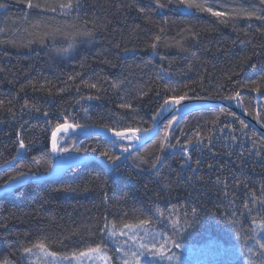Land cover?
Segmentation results:
<instances>
[{
    "label": "trees",
    "instance_id": "1",
    "mask_svg": "<svg viewBox=\"0 0 264 264\" xmlns=\"http://www.w3.org/2000/svg\"><path fill=\"white\" fill-rule=\"evenodd\" d=\"M232 2L241 3L242 0H232ZM0 3L7 5L6 11L0 9V29H4L0 32V39L16 42V46L10 43L0 44V69H3L0 71V99L13 97L18 99V103L13 107L15 118L7 112H0V187L5 186L18 171H29V175L34 176L48 175L51 172V130L58 120L62 122L60 115L62 111L67 110V113L74 117L71 122L98 128L104 124L111 126L109 113L118 111L116 105L119 100L111 91L101 100H82L77 104L76 100L81 95L94 94V90L89 92L87 89H82L80 93L73 90L49 96L40 90L33 91L31 87H25L21 92V87L28 85L29 81L52 87L55 92L59 88L78 85L84 80H95L99 76L113 79L128 77L133 83L139 84L162 85L170 82L178 90L186 92L191 99L222 100L217 96L218 91L223 95H229L228 89L233 87L236 81H250L264 75V63H262L264 53L254 57L248 64H241V58L245 54L250 55L251 49L240 46L237 32L232 27L218 24L214 17L206 13L179 6L176 0L164 9L156 7L154 0H84L83 8L79 13L81 17L99 16L103 19L107 16L113 23L109 32L98 33L93 39L79 38L75 48L67 55L56 52L57 48L67 47L68 42L62 37L58 36L55 43L51 39L44 43L39 42L41 30L32 28L21 19L27 13L26 5L22 0H0ZM124 3L133 4V8L124 9L116 14L117 9L110 6ZM208 3L223 5L225 0H208ZM101 5L103 8L100 7ZM139 7L145 8L153 24H149L144 14L137 11ZM53 15L32 10L30 19L32 23L47 21L53 25H63L65 19L69 23L73 22L71 18H63L59 15L53 20ZM251 23L253 25L251 29H247L245 21L238 22L237 28L256 33L254 43H258L262 38L257 33V28L262 22L253 20ZM133 25H140L144 31L133 34L131 31ZM156 25L164 27L168 37H176L178 32L188 27L201 31L202 37L194 40L185 33L184 47L189 51L171 46L158 47L154 52L147 47V43L150 42L151 35L158 31ZM112 27L124 31L122 34L111 33ZM25 28L28 31H25ZM206 29L210 31H205ZM32 40L36 42L29 43ZM116 43H120V49L115 47ZM124 47L135 50L124 52L122 51ZM257 51L259 52L260 49L257 48ZM162 57L164 59H161ZM103 60L111 61V64L103 63ZM253 64L256 66L252 67ZM161 66L168 71L162 72ZM233 72L238 75L232 77V82L227 81L225 77ZM76 73L80 75L75 81L68 80L69 75ZM158 74L163 79L157 80ZM200 81L203 82V87L198 83ZM218 82L223 83L224 88L218 89ZM185 85L189 87L185 88ZM254 95L255 93L242 92L244 104L258 106L264 119V101H253ZM25 100L37 105L41 108V112H29L25 109L21 113L20 105ZM160 103L162 101L158 97H146L145 102L139 106L143 122L138 119L136 125L151 128L153 114L158 110ZM83 108H87L88 112L85 113ZM221 110L234 113L226 108H214L194 111L182 117L176 115L177 120L172 129L173 143L175 139H179L181 143L186 142L181 130L187 133V138H192L197 128L206 130L212 127L206 122L219 115ZM44 111L48 112V117L42 115ZM221 120L232 127H240L241 119L236 114L235 117L221 116ZM164 126L152 143L137 152L143 153L146 148L151 149L163 135ZM246 131L248 136L254 135L258 140L261 137L250 127ZM17 133L21 134L28 145L26 154L20 153L22 149H19L16 143ZM228 133L229 129H225L223 134L216 132L214 151L217 155L213 156L207 149L204 150L203 155L193 153L194 159L197 157L201 159L197 175L203 176V183L194 182L191 186L184 183L183 177L191 175L187 169H184L180 178L184 186L172 195L170 201L158 200L155 192L158 190V181L161 177L176 179L175 173L182 160L179 149H170L165 153L159 175L147 165L137 168V162L134 160L136 152L118 170L108 172L99 164L89 163L67 170L57 180L42 184L31 183L13 194L0 198V222L7 223V228H0V258L15 252L21 244H26L41 234H47L51 240L58 241L79 226L94 222L101 215L106 214V209L111 213L110 219L131 209H140L147 217H151L154 204H159L162 208L165 205L167 208L173 205L178 207V215L183 226L179 238L184 245L192 240L197 242L206 236H211L214 240H223L225 243V240L232 239L234 236L232 234L237 231H241L242 234V229L246 230L250 225L247 222L243 225L239 223L233 225L229 222L225 212H230L232 209L228 207V199L219 192V186L215 185V178L217 175H222L231 181L230 169H236L235 175L240 176L237 157L241 152H245L246 155V150L251 149V142L240 136L239 132L235 133L240 136L239 141H228L224 139ZM60 143L62 149L95 155L106 163L109 162L99 155V151H91V149L103 147L114 155H121L118 147H114L111 141L100 136H64ZM109 145L112 147L110 148ZM85 149L89 151H84ZM32 157L37 158L39 165L32 162ZM209 163L214 165L213 169L207 168ZM21 165L24 167L21 168ZM2 168L5 169L1 170ZM243 172L245 176L242 178L250 179L258 186L259 182L264 180V162L249 157ZM101 182H104L103 189L99 187ZM64 187L78 190L54 191ZM85 188L87 191L84 190ZM234 191L237 196L243 197L242 188ZM105 192L107 200H105ZM193 207L197 208L199 219L184 231L183 229L187 227L184 223L185 219L191 221L196 218L191 216L185 218L183 212H190ZM239 240L243 239L239 237ZM77 242L78 238L73 237L71 241L64 240L63 244L54 243L52 249L64 251L73 248ZM247 244L244 245L245 250L254 246L252 243ZM245 250L242 249L244 252ZM11 258L19 262L21 254L17 253Z\"/></svg>",
    "mask_w": 264,
    "mask_h": 264
},
{
    "label": "snow or ice",
    "instance_id": "2",
    "mask_svg": "<svg viewBox=\"0 0 264 264\" xmlns=\"http://www.w3.org/2000/svg\"><path fill=\"white\" fill-rule=\"evenodd\" d=\"M26 5L27 13L21 17V19L32 26L34 29H40L39 42L44 43L46 40L51 39L53 43L56 42V38L62 37L68 42L67 47L57 48L58 54L67 55L71 52L81 37H87L93 39L98 33L109 32L110 26L113 21L107 16L101 17H81L80 11L83 8L84 0H22ZM173 3V0H154L156 7L164 9ZM179 6L186 7L189 10L206 13L211 17H214L218 24L232 27L237 32L238 40L242 48H250L251 54H245L241 58V64H248L253 60L254 57L260 56L264 53V0H242L241 3H233L232 0H225L223 5H210L208 0H176ZM117 9L119 14L124 9L133 8V4H115L110 5ZM103 8V5L100 6ZM0 9L7 10V5L0 3ZM32 10H39V13L54 14L52 19H55L56 15L63 18H71L73 22L69 23L67 19L63 25L50 24L47 21H38L32 23L30 19V13ZM137 11L143 13L149 24L154 22L146 12L145 8L139 7ZM262 22L260 27L257 28V33L262 38L258 43H254V37L256 33L250 32L246 29H238L237 24L240 21L247 22V29L253 27L252 21ZM158 31L151 35L150 42L147 43V47L152 51H156L158 47H180L183 51H189L184 47V41L186 39L185 33H187L192 39L199 40L202 37V32L197 31L191 27L184 28L176 34V37H168L164 27L156 25ZM28 31L27 28L24 29ZM4 29H0V32ZM124 29L112 27L111 33L122 34ZM132 33L135 34L138 31H144L140 25H133L131 29ZM205 31H210L206 29ZM110 33V34H111ZM35 40L29 41V43H35ZM12 44L16 46L14 40H2L0 44ZM235 43V41L233 42ZM115 47L120 49V43H116ZM257 48L260 51H257ZM135 49H129L124 47L122 51H134ZM161 59H164L163 57ZM103 63L111 64V61L103 60ZM264 63V61H262ZM83 67V64L81 65ZM115 67V65H111ZM255 67L256 65H251ZM170 67V66H169ZM3 71V69H0ZM162 72H167L161 66ZM69 75L68 80L75 81L77 76ZM238 75L233 72L231 75H227L225 79L232 82V77ZM157 80L163 79L159 74L156 77ZM50 84V82H47ZM197 83V82H194ZM203 87V82H198ZM25 87H31L33 91L40 90L45 92L47 95L63 94L66 91H76L80 93L82 89H87L89 92L94 90V94L81 95L77 104H80L82 100H101L104 98L109 91L115 94L119 100L116 105L118 111L109 113L111 118V126L108 124L100 125L99 127L109 132L115 140L113 144L118 147L122 153H131V148L134 143H138L142 140L141 133H148L156 128V121L165 112H176L180 111L178 107L183 101L191 99L186 92L178 90L177 87L171 85L170 82L155 85L151 84H139L133 83L128 77L124 78H111L107 76H99L95 80H84L80 84H73L72 86H66L59 88L55 92L52 87H46L37 83L29 81L28 85L22 86L20 91L23 92ZM189 87L185 85V88ZM217 88H224L223 83L217 84ZM229 95H223L219 91L217 96L222 100L234 101L238 106L242 107L243 110L253 115V118L264 126V119L261 117V109L255 105L245 106L242 97V92L248 94L255 93L252 97L253 101H264V75H260L257 79L240 82L236 81L234 86L229 88ZM158 97L162 103L159 104L158 110L153 114V124L151 128H142L136 125V121L139 119L143 122V118L140 116V104L145 102L146 97ZM18 103V99L13 97L11 99L5 98L0 99V112H7L15 118L16 113L13 111V107ZM25 109L29 112H41V108L35 104H30L27 100L20 105V112L23 113ZM251 109V110H250ZM85 113L88 112L87 108L82 109ZM42 115L48 117V112H42ZM62 122L59 120L54 124L51 130V144L52 151L67 152L69 149L60 147L59 136L64 134L65 137L71 131H76L89 127L88 124H81L78 122H71L74 117H71L67 110L60 113ZM233 116L235 113H229L221 110L219 115H216L213 119L207 121L208 125L212 127L206 130L197 128L192 138H187V133L181 130V135L185 136L186 142L181 143L179 139H175L173 143V125L176 123L177 117L175 115L168 121L163 128V135L156 141L151 149L146 148L143 153L137 152L134 160L137 162L136 167L140 168L143 165H147L149 168L155 170L156 174L159 175L165 153L172 149H179L181 155V163L179 169L176 171V179L173 180L170 177H161L158 181V190L155 192L156 198L170 201L172 195L176 193L184 185L180 182L181 172L187 169L191 175L184 176V183L191 186L195 183H203V176L197 175L201 165V159L193 158V153L196 152L199 155H203L204 150L207 149L212 153L213 156L217 155L214 151V138L216 132L223 134L225 129H229V133L224 139L228 141H239L240 136H243L250 140L251 149L241 152L237 157L240 164V176L235 175L236 169H230L229 175L232 176V180L229 181L222 175H217L215 178V185L219 186V192L228 199V207L232 210L225 212V216L229 218V222L233 225L237 223L243 225L249 223L250 227L241 231H237L236 235L247 243L248 240H254L255 244L253 247H248V264H264V180H261L257 185L253 184L250 179H244L243 167L247 163L249 157L253 159H259L264 162V136L260 139H256L255 136H248L247 129L249 125L245 121L240 120V127H232L221 120V116ZM131 122V123H129ZM51 123V121H48ZM23 127V125H21ZM239 132L240 136L235 135ZM128 142L125 144L124 142ZM19 149L24 150L27 153L28 145L25 143L20 133H17V140ZM111 148L112 145H109ZM84 151H89L85 149ZM91 151H99V155L104 157L109 163L114 165L117 170L120 165L118 161L121 160V156L114 155L110 151L99 147L98 149H91ZM19 155V153H18ZM231 155V153H228ZM21 155V159H23ZM15 159V157H14ZM32 162L39 165V161L36 157H32ZM195 165V167L193 166ZM24 166L21 165V168ZM208 169H213L212 163L207 164ZM29 171H18L17 174L11 177V180H21L25 176L29 175ZM100 188H104V182L99 185ZM243 189V197L236 195L234 190ZM77 188L64 187L57 188L54 191H77ZM87 191V188L84 189ZM107 193L105 192V200H107ZM239 201V203H238ZM106 214L101 215L92 223H87L79 226L77 229L63 236L58 241L51 240L47 234H41L32 241L26 244H21L16 248L15 252L10 253L8 256L0 258V264H17L11 257L17 253L21 254V258L25 260L26 264H162L163 261H168L169 264L173 260L177 261L176 257L172 253L173 248H181V243L176 238L169 235L168 229H171L172 233H175L176 237L181 235V219L178 215L179 209L176 205L171 208L160 207L159 204L153 206V216L147 217L144 211L140 209H131L123 211L120 216L110 219L111 213L105 210ZM183 216L194 217L195 220L185 219L184 223L187 225L183 230L187 231L188 227H191L199 219V212L197 208H191V211L183 212ZM160 223L163 225V230L159 233H152L150 226L154 223ZM254 225V227H251ZM0 228H7L6 222H0ZM143 232V236L140 233ZM27 235V234H25ZM157 235L160 239H157ZM73 237L78 238V242L71 249L64 251H54L52 245L54 243L63 244L64 240L71 241ZM121 237H124L121 241ZM111 242V246H109ZM83 245V246H81Z\"/></svg>",
    "mask_w": 264,
    "mask_h": 264
},
{
    "label": "water",
    "instance_id": "3",
    "mask_svg": "<svg viewBox=\"0 0 264 264\" xmlns=\"http://www.w3.org/2000/svg\"><path fill=\"white\" fill-rule=\"evenodd\" d=\"M180 111L176 112H165L159 117L156 121V128L148 133H141L142 140L138 143H134L131 148V153H123L121 155V160L118 161V164L121 166L131 155L135 154L137 151L141 150L148 144L152 143L159 135L162 127L166 122H168L173 115L177 114H186L189 112H194L198 110H205V109H214V108H228L233 111L241 120L245 121L252 128L256 131L260 136H264V126L258 123L252 116L246 113L242 107L238 106L234 101L228 100H212V99H188L183 101L181 105L178 106ZM71 134L77 135H87V136H100L107 140H115V138L107 131L98 128L89 126L84 129L71 131ZM51 148V158H52V169L48 175L42 176H34V175H27L21 180H10L5 186L0 187V198L13 194L16 190L23 188L31 183L34 184H42L47 181H54L62 177L67 170L74 168V167H81L83 165H87L89 163H96L99 164L102 168H104L108 172H112L117 168L112 165L111 163L104 162L101 158L95 155L83 154L78 152H67L62 155L56 156V152L52 151V144ZM22 150L20 153H23ZM19 153V154H20ZM68 162H64V161ZM5 168H2L3 170Z\"/></svg>",
    "mask_w": 264,
    "mask_h": 264
},
{
    "label": "rangeland",
    "instance_id": "4",
    "mask_svg": "<svg viewBox=\"0 0 264 264\" xmlns=\"http://www.w3.org/2000/svg\"><path fill=\"white\" fill-rule=\"evenodd\" d=\"M178 116L180 117L181 115ZM70 135L74 134H67V136ZM64 136V134H61L59 136V139L61 140ZM113 146L116 147L114 144ZM67 152L75 151L71 150ZM67 152H59V154L62 155ZM122 154L123 153H121V155ZM162 230L163 225L160 223L154 226H150V231L152 233H159ZM168 233L169 235H172L174 238H176L182 245L181 248L172 249V253L179 258L178 264H248L249 254L247 252V249H244V245H246L247 243L255 244L254 240H248L249 242L247 241V243H245V241L243 240H239V237L241 236H237L236 233H234L232 234L234 235L232 236V239H226L225 243L223 240H214L211 236H206L204 238H200L197 242H194V240H192L189 244L184 245L182 244L181 239L179 237H176L175 233L171 232L170 228L168 229ZM140 235L143 236V232H141ZM241 235H243V231ZM120 239L122 241L125 238L121 237ZM157 239H160L158 235ZM109 246H111V242H109ZM241 248L245 250V252L242 251ZM17 264H26V262L24 259L20 258ZM149 264H151V261L149 262ZM162 264H169V262L163 261ZM171 264H177V261L173 260Z\"/></svg>",
    "mask_w": 264,
    "mask_h": 264
},
{
    "label": "bare ground",
    "instance_id": "5",
    "mask_svg": "<svg viewBox=\"0 0 264 264\" xmlns=\"http://www.w3.org/2000/svg\"><path fill=\"white\" fill-rule=\"evenodd\" d=\"M190 113H192V112H189V113H186V114H178V115H181L180 117H182V116H184V115H187V114H190ZM250 115V114H249ZM251 116V115H250ZM252 129V128H251ZM253 130V129H252ZM161 132V131H160ZM256 132V131H255ZM257 133V132H256ZM160 134V133H159ZM258 134V133H257ZM259 135V134H258ZM125 144H127V142H124ZM122 153V152H121ZM60 154L59 153H56V156L58 157ZM121 156V155H120ZM64 162H68V161H64Z\"/></svg>",
    "mask_w": 264,
    "mask_h": 264
}]
</instances>
